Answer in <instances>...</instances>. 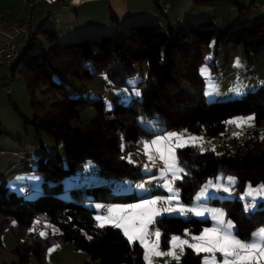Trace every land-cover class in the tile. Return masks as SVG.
Here are the masks:
<instances>
[{"label":"trees","instance_id":"16d2710c","mask_svg":"<svg viewBox=\"0 0 264 264\" xmlns=\"http://www.w3.org/2000/svg\"><path fill=\"white\" fill-rule=\"evenodd\" d=\"M220 1L193 0V4L204 6ZM233 4L236 17L222 29L212 21L174 28L166 20L160 24L153 19L92 40L81 37L59 43L55 27L41 24L37 28L35 38L10 68L15 75L22 65L20 74L26 83L33 115L25 117L14 103H10L37 135L42 130L56 141H62L66 165L59 157L53 158L52 153H48L46 159L38 157L33 169L23 159L26 165L9 173L30 171L41 177L42 193L33 199L17 195L8 190L4 181L0 182V237L11 221L19 229L18 245L14 249L17 260L13 264H30L32 258L42 262L47 247L53 244H71L86 252L90 262L97 259L101 264H146L138 242L130 247L122 230L96 227V210L84 204L88 198L109 204L134 202L140 197L99 186L70 188L72 200H66L60 195L63 180L82 171L84 165L92 161L98 165V173L102 176L139 181L145 177L140 171L141 163L132 165L122 157L140 154L141 140H149L161 132L184 130L190 135L221 137L225 132H232L234 127L227 121L249 114L254 116L255 126L264 125V77L256 90L240 98L208 103L200 100L202 81L197 68L202 62L204 45L213 40L214 55L219 47H241L245 67L254 64L259 53L264 54V13L243 23L250 7ZM111 20L115 21L116 17L112 16ZM40 33L50 46L40 45L36 48L38 52L30 53ZM142 61L146 62V75L135 84L139 98L105 111L102 98L91 97L85 92L84 82L100 73L114 85H126L138 70L136 64ZM38 91L44 97L42 100L37 97ZM88 107L96 110L95 120L84 127H70V122ZM147 123L156 124L158 129L145 127ZM1 125L0 117V135L3 134ZM41 149H45L43 145ZM176 154L180 166L188 173L174 183L183 204L191 203L202 184L217 175L234 177L235 193L246 184H264V141L257 137L249 136L233 147L224 145L220 153L185 147L178 149ZM208 202L220 206L231 203L227 216L233 221L234 233L240 239L247 238L258 226L264 227L263 203L240 216L241 202L236 197L224 200L214 197ZM46 223L55 225L58 232L42 238L39 233ZM155 225L162 233L161 245L166 246L171 235H184L185 230L189 237L199 235L209 221L164 215L156 218ZM26 228L29 230L25 231ZM89 236L92 239H88ZM201 256L185 247L179 261L168 264H200Z\"/></svg>","mask_w":264,"mask_h":264},{"label":"rangeland","instance_id":"374dc122","mask_svg":"<svg viewBox=\"0 0 264 264\" xmlns=\"http://www.w3.org/2000/svg\"><path fill=\"white\" fill-rule=\"evenodd\" d=\"M9 1H12L14 3L16 2L22 3L21 2L22 0H7V2ZM192 5L195 7L193 3ZM194 9L195 11H193V13H196L198 11L200 12L201 9H204L206 12L212 11L214 13H217L218 14L216 15L217 19L219 16L217 28L219 29L226 27L231 22L232 20L231 16H233V18L236 17L235 6H232V4L220 5L213 3L211 5L198 6L195 7ZM28 10H30L29 7ZM75 10L76 9L62 10L55 6L38 7L34 10L33 13L32 20L37 18L36 19L37 22L35 23L33 29L36 30L43 23H46L47 26L55 27L53 25L54 21H58V24L56 26L57 28H59L57 32L59 37L56 41L59 43L71 42L62 39L64 38L61 37L63 31L69 32L70 30H72V32H74L76 30L83 29L85 26H89L84 21H81L80 24L78 25L73 20L63 18L65 14L69 15L70 13L75 17ZM259 10L261 11L262 8H259ZM205 11L202 13H205ZM133 12H136V10H133ZM249 15L250 14L246 15L242 19L243 23H247L251 21L248 19L250 17ZM200 21H210V19H201ZM186 26L187 25H185L184 27ZM173 27L177 28L178 25H174ZM127 28L128 27H125L124 29H122V31ZM112 32L104 33V34L107 35V34H111ZM101 35L103 34L98 35L97 38L100 37ZM92 38H96V37H90L91 40ZM37 40L38 41H36L34 47H32V49L30 50V53H34V50L40 47L39 42L41 43V46L43 48H48L50 46L47 39H45L44 35L41 33L38 35ZM212 42L213 40L210 41L209 44L204 45L202 47V62L199 64L197 68V73L202 81V97L200 98V100L204 103H208L212 101L231 100L242 97L246 92L256 90L261 84V81L258 82L257 78H260L262 80L264 77V54L259 53L256 56L255 63L245 67L244 60L242 57L241 47H235L229 49H226L225 47H219L217 50V54L214 55L212 52L214 46L211 48L209 47V45ZM2 43H3V39L2 37H0V45ZM206 57H210V59L206 61L205 59ZM237 59L240 62L239 67L235 66V62L237 61ZM206 63L208 65V70L210 72V77L207 78L202 77L200 73L201 67ZM136 66L138 70L135 72L132 78L127 80L126 85L123 86L114 85L107 79L105 74L100 73L96 75L93 79L84 82V85L86 87L85 92H87L91 97L102 98L104 101L105 111H110L117 105L126 104L132 98H139L140 92L138 87L135 85V90L139 92V95H136L129 82L135 81L136 84L138 80L145 77L146 62L142 61L140 63H137ZM21 68L22 65L16 70L15 75H12V71L10 68L0 66V117L2 123L1 129L3 131V134L0 135V169L14 163L16 164L15 166L19 165V169L22 168L24 165H26L23 163V159L25 156H29L32 159V162L29 164V166L31 169H33L37 162L38 157L43 156L46 159L48 158V153H52L53 158L59 157L62 160V163L66 165V159H65L66 154L62 141H56L52 135L42 130L40 131V134L37 135L35 133L34 128L31 125H27L24 123L23 118L19 115L17 111L14 110L12 104L10 103V101L14 103L19 108L21 114L24 115L25 117L30 118L33 115V109L31 107V99L27 91L26 83L25 80L23 79V76L20 74ZM245 70L254 73L255 76L252 77L247 75ZM4 86H9L11 88L10 95H6L5 93H3L2 88ZM235 89H239V92L237 93ZM206 92L210 94H206ZM36 94L40 100L44 98L40 91H38ZM96 116H97L96 110L93 107H88L79 118L74 119L70 122V127L78 128V127L87 126L88 124H90L95 120ZM249 116L252 115L250 114L243 115L236 117L234 119L239 120L241 118H247ZM149 126L154 130L158 129L156 124L147 123L145 125V127H149ZM233 126H235V129H232L233 132L231 133V136L233 134V137L230 136L231 138L205 137L203 135H195V134L193 135L202 136L203 149L204 150L209 149L212 151L214 149L215 153H220L224 145L233 147L235 146V144L241 142L243 139L249 136H254L264 141V125L255 126L254 121H251L250 123L243 124L241 127H237L236 125ZM167 132H175V131H167ZM152 138H154V136H152ZM41 145H43V147L45 148L44 150L41 149ZM153 155L154 157H156L154 162H149L147 157L143 155V148H142L141 154L135 153V154H128L126 156V157L129 156L131 157L133 163L130 164L132 165L141 163L140 171L142 174H145V177L139 181L130 180V179H114V178H108L102 176L98 173V169H99L98 165L95 162L88 161L84 165L82 171H79L76 174H72L71 176L66 177V179L63 180L64 183L63 191L61 192L60 195H62V197L66 200H72V197L69 192L70 190L66 189V184H68L69 188L70 185L72 184L74 185L80 184L79 186H76V188H84V189L87 187L108 186L115 193H134L138 197L141 196V189H138L136 186L139 184H143L145 190H148L151 193H155V191L152 190L155 189L154 179L163 176L162 173L164 170V164L162 161L159 160L158 155L155 153L154 150H153ZM145 165H148V171H145ZM24 173L25 172H20V174H12V175L8 174V176L6 177L5 186H8V182H15V185L19 184L21 186L17 187V189L15 190L9 188L8 190L15 192L17 195H22L25 199H33L42 193V191L35 193V189H34L36 183H38L39 185L41 184L42 179L41 177L33 174L30 171H28L26 174ZM25 176L26 177L28 176V178H26ZM218 177L220 178L219 181H217ZM228 177L231 176L217 175L216 177L207 179L199 188V190L195 193L191 203L183 204L181 203L180 200L179 201L173 200L172 206L176 208L183 207L185 210L192 209V211L190 212L194 213L193 218L201 221L208 220L209 225L204 227L203 230L205 228H211L215 226L216 222L213 217V213L217 210H222L225 213L226 221L231 220L227 216L228 210L232 208L230 206L231 203H229V206L210 204L208 200L211 198L215 197L218 198L219 200H224V199H232L233 197H236V199L241 202V211L238 212L239 215L240 216L247 215L248 212L244 211V205L248 201L247 199H242V197L245 195L247 186L249 184H246L242 188V190L239 191V193H235L233 191L235 180L231 185H229L227 183ZM4 178L5 177L1 178L0 182ZM170 178H171L170 174L167 177L165 176L163 177L160 186L162 192H159L156 195H152L153 197L156 196L167 197L169 195L164 185L166 183V180ZM222 179L223 181H221ZM209 181H212L214 185L213 187H208L206 189V191L210 193V195L197 199L198 194L205 187V185L208 184ZM217 183L223 186L231 187V192L226 193L222 189L217 190L215 187ZM129 185H131V190H128ZM258 185L261 184L258 183L252 186H258ZM28 189L33 190L34 192L33 195L24 196L25 191H27ZM220 191L224 192L225 195H217V193ZM139 199L137 201L129 202V203L120 202V203L105 204L88 198L84 201V204L89 208L96 210V214H95L96 216L98 214H101L102 213L101 210L105 209L107 206L132 204L138 202ZM258 203L264 204V199H261ZM168 206L169 204L165 200H161L157 204L158 209H163ZM256 208L257 205L251 211H253ZM196 212H200L202 214L197 216L195 214ZM103 213L106 214V212ZM164 215L166 216L178 215L183 218L188 217L186 213L184 212L180 213L178 211H174L171 213H163L161 216ZM159 217L160 216H157L156 218ZM1 221L2 218L0 215V223ZM46 224L51 229L55 228L58 231V228L55 225L49 223ZM259 228H262V226H258L252 232L257 231ZM24 230L26 231L29 229L26 228ZM154 230H151L149 228L150 232ZM234 230L235 228L233 229V232ZM42 231H45L48 234V230L46 228L43 227ZM18 233H19V229L17 228L14 221H11L9 225L5 227L4 230L2 231L0 237L1 238L0 264H13V262L17 260V257L14 253V249L18 245ZM250 236L251 234L247 238L242 240H248ZM170 239L171 237H169L166 246H162L160 243L159 250L161 252H166L169 250ZM149 240L150 242H154L155 237L152 236L149 238ZM190 241L191 240H189V242ZM54 245H56L57 247L53 252L49 254L48 249L52 248ZM176 255L180 257L182 256L179 248L176 249ZM208 255L210 254L202 253L200 264H203L204 258ZM215 255L217 259V264H222L223 257L221 256V254L216 253ZM173 261H177V260L172 259L171 257L161 256V257H154L152 260V264H168ZM87 262L88 264H101L100 260L97 259L92 260L90 262L89 256L87 255L86 252L75 249L74 246L71 244H53L47 247L42 262L38 261L35 258H32L30 264H86Z\"/></svg>","mask_w":264,"mask_h":264},{"label":"snow or ice","instance_id":"6c2138e0","mask_svg":"<svg viewBox=\"0 0 264 264\" xmlns=\"http://www.w3.org/2000/svg\"><path fill=\"white\" fill-rule=\"evenodd\" d=\"M214 44L215 42H212L209 47H213ZM205 59L207 61L210 57H206ZM235 66H240L238 59L235 62ZM200 73L202 77H210L207 63L201 67ZM129 83L134 93L139 95V92L135 90V81H130ZM235 91L238 93L239 89H235ZM206 94L210 93L206 92ZM253 120L254 116H249L239 120H229L226 123L241 127L243 124L250 123ZM139 143L142 145L143 155L147 157L148 161L154 162L156 158L153 155L154 150L159 160L164 164L162 175L167 177L170 174L171 178L167 179L164 185L169 195L167 197H153L150 191L144 189L143 184H139L136 186L138 189H141L139 201L132 204L107 206L106 214L101 213L94 217L96 227L100 229L112 227L122 230L123 236L126 238L130 247L137 242L139 243L143 249V259L146 264H152L154 257L161 256L171 257L179 261L180 256L176 255V249L179 248L180 253L183 254L185 246L192 249L197 255L201 253L210 254L204 258L203 264H217L216 253L221 254L223 257L222 264H264V227L252 232L248 240H242L233 232L235 225L231 220H225V213L222 210H217L213 213L216 222L215 226L205 228L199 235L192 236V242H189L187 239H181L177 235H172L169 241V250L161 252L159 249L162 233L159 229L150 232V225L156 223L155 218L161 216L163 213H171L174 211L183 213L185 211L183 207L176 208L172 206L173 200L179 201V189L175 188L174 183L176 180H182L188 174L180 166L176 152L178 149L185 147H197L203 152V137L190 135L187 133V130L182 132H161L156 134L154 138L141 140ZM122 159H127L129 163H133L130 156L122 157ZM145 171H148V165H145ZM219 180L220 178L218 177L217 181ZM234 180L235 178L228 177L227 183L231 185ZM213 186V182L209 181L200 191L197 199L209 196L210 193L206 189ZM215 187L217 190L222 189L226 193L231 192V187L229 186H223L217 183ZM128 190H131V185L128 186ZM242 199H247L248 201L244 205V211H251L261 199H264V184L258 186L249 184ZM161 200L167 201L169 206L158 209L157 204ZM188 210L192 211V209ZM195 214L199 216L202 213L196 212ZM34 230L31 229L30 231ZM55 231L56 229L53 228V234H55ZM188 234L187 230H185L184 235L187 236ZM39 235L42 238H46L47 233L41 231ZM152 236L155 237L154 242H150L149 240ZM88 239H92V237L89 236ZM56 247L54 245L52 248H49L48 253L53 252Z\"/></svg>","mask_w":264,"mask_h":264},{"label":"crops","instance_id":"0c3cea01","mask_svg":"<svg viewBox=\"0 0 264 264\" xmlns=\"http://www.w3.org/2000/svg\"><path fill=\"white\" fill-rule=\"evenodd\" d=\"M74 1H78V0H74ZM160 1L167 4L165 15H162L161 12L157 9L155 0H93V1L82 3L78 6H69L68 8H64L60 4H55V5H43L42 4L39 7L55 6L62 10L76 9L75 17L70 13L69 15L65 14L63 18L73 20L78 25L80 24L81 21H84L86 22V24L89 25V26H85L81 30H76L74 32H72V30H70L69 32L63 31V34L61 37H64L62 39H65L66 41L76 40L81 37H87V38L96 37L97 38V36L100 34L105 35L104 33H110L112 31L114 32L117 30H122L125 27H129V25H133V24L140 23V22H147L153 19H157L160 22V24H162V21L165 19L172 26L174 25L185 26V25H188V23L190 24L192 22H197V21H200L201 19H210V21H214V24H216V27L218 25L219 16L217 19L216 17V15H218L217 13H214L212 11H209L210 12L209 13V12H206L204 9H201L200 12L198 11L196 13H193V11H195L194 8L198 7V6L194 7L192 5L193 0H160ZM21 2L22 3H17V2L14 3L12 1L7 2V0H0V12H10L12 16L18 20L25 18L30 13L31 25H32V28H34V25L37 22L36 20L37 18L32 20L35 9H33L30 12V10H28L27 5L23 1ZM233 2L241 3L244 6H249L251 3L255 2L261 6L264 3V0H222L215 4H220V5L232 4V6H234ZM133 10H136V12H133ZM204 11L205 13H202ZM140 12H143V13H140ZM248 14H250L249 15L250 17L248 19L252 20L256 16H259L260 14H263V13L260 10H251V8H249ZM112 16L116 17L115 21L111 20ZM231 18L232 20L235 19L233 18V16H231ZM96 21H99V22H96ZM43 24L47 25L46 23H43ZM57 24H58V21H54L53 25L56 27V30H55L56 40L59 37V35L57 34L59 30V28H57L56 26ZM48 27H51V26H48ZM38 35L36 36L34 45L36 41H38L37 40ZM39 44L41 45L40 42ZM257 79H258L257 80L258 82L261 81L260 78H257ZM10 94H11V91H10ZM10 94H6V95H10ZM233 129H235V126ZM231 137H233V134ZM15 165H16L15 163L10 164L9 166L3 167L0 169V179L5 177L2 181L6 182V177L8 176V174L11 173L13 170L19 169V165L17 166ZM27 172L28 171H26L24 174H26ZM14 174H20V172L14 173ZM163 177L164 176L154 179L155 189H152V190H156V192L151 193V195H156L157 193L162 192L160 186H161ZM26 178H28V176ZM221 181H223V179ZM79 185L80 184H77V185L72 184L70 185V188H76V186H79ZM19 186L21 185L19 184L15 185V182H8L7 187L9 189L15 190ZM70 188L68 184H66V189L70 190ZM34 189H35V193L41 192L42 191L41 184L39 185L38 183H36V185L34 186ZM33 193H34L33 190L28 189L27 191H25L24 196L33 195ZM218 193H221V194H218ZM218 193L217 195H225L224 192H221V191ZM185 212H188L190 214V217L194 216V213L188 210H185L184 213ZM46 225L47 224H44L42 227L48 230V234L49 233L53 234V229L48 227V225L47 227H45ZM57 232L58 231L56 230L55 233ZM179 236L182 239L191 240V237L189 236H185V235H179Z\"/></svg>","mask_w":264,"mask_h":264},{"label":"built area","instance_id":"2783aa9c","mask_svg":"<svg viewBox=\"0 0 264 264\" xmlns=\"http://www.w3.org/2000/svg\"><path fill=\"white\" fill-rule=\"evenodd\" d=\"M27 7L30 8V12L33 9L38 8L40 5H55L60 4L64 8L69 6H78L82 3L93 1V0H22ZM156 5L159 7L161 14L165 15L167 4L155 0ZM251 10H259L262 8L261 12L264 13V3L260 6L257 3L253 2L249 5ZM214 23V21H212ZM159 23V22H157ZM35 32L32 28L30 21V13L23 19H15L10 12H0V37L3 39V43L0 45V66L11 68L14 67L17 60L21 54L28 47L30 40L35 38ZM39 50L35 49L34 52ZM246 74L254 77L255 74L245 70ZM5 94H10L11 88L9 86H4L2 88ZM231 131L225 132L222 134V138H227L231 136ZM24 162L30 164L32 159L30 157H25ZM221 194V193H220ZM101 212H106V208L101 210ZM186 215L190 216L188 212H185ZM151 230L156 229L155 223L150 225Z\"/></svg>","mask_w":264,"mask_h":264}]
</instances>
